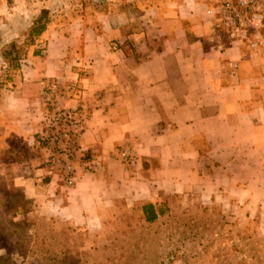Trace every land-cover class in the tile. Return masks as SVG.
I'll use <instances>...</instances> for the list:
<instances>
[{
    "label": "crops",
    "instance_id": "obj_1",
    "mask_svg": "<svg viewBox=\"0 0 264 264\" xmlns=\"http://www.w3.org/2000/svg\"><path fill=\"white\" fill-rule=\"evenodd\" d=\"M57 1L43 0L45 30L7 53L41 8L0 0V60L16 56L23 72L5 80L0 64V172L28 204L18 217L95 232L120 206L192 193L247 206L264 231V28L256 48L218 34L220 0ZM53 83L61 106L86 109L69 188L35 144Z\"/></svg>",
    "mask_w": 264,
    "mask_h": 264
},
{
    "label": "rangeland",
    "instance_id": "obj_2",
    "mask_svg": "<svg viewBox=\"0 0 264 264\" xmlns=\"http://www.w3.org/2000/svg\"><path fill=\"white\" fill-rule=\"evenodd\" d=\"M6 1L22 7L30 4L36 10L44 5L43 0ZM19 14L30 19L26 12ZM27 32L17 45L24 43ZM0 64L7 69L15 63L4 59ZM10 177L7 170L0 172V264H264V231L258 230L255 219H245L242 211L230 204L220 207L202 203L192 193L159 194L156 202L164 204L167 211L151 224L144 222L141 204L120 206L95 232L73 234L61 222L47 226L40 222L43 237L51 246L62 245L66 254L58 257L51 252L54 260L49 262L43 254L51 246L40 243L36 232L29 240L35 225L27 228L20 223L18 205L27 209L28 204L22 202L18 189L8 186ZM28 240L34 243H28L27 250L34 251L23 259L18 249Z\"/></svg>",
    "mask_w": 264,
    "mask_h": 264
},
{
    "label": "built area",
    "instance_id": "obj_3",
    "mask_svg": "<svg viewBox=\"0 0 264 264\" xmlns=\"http://www.w3.org/2000/svg\"><path fill=\"white\" fill-rule=\"evenodd\" d=\"M214 19L216 28L221 30L218 34H224L232 41L249 40V46L255 48L263 43L264 0H220L214 11ZM62 91L53 83L41 92L46 107L41 120V134L48 156L53 159L54 174H57L62 186L69 188L76 182L75 165L82 152L80 139L86 109L84 106H61L57 96ZM116 158L129 167L134 163L136 154L131 147L124 146L117 149Z\"/></svg>",
    "mask_w": 264,
    "mask_h": 264
},
{
    "label": "trees",
    "instance_id": "obj_4",
    "mask_svg": "<svg viewBox=\"0 0 264 264\" xmlns=\"http://www.w3.org/2000/svg\"><path fill=\"white\" fill-rule=\"evenodd\" d=\"M49 21H50L49 10L47 8H41L40 12L38 13V15L34 19L33 26L27 32V37H26L24 43L22 45L19 44L20 46L17 45L16 43H9V45L7 46L8 48L6 49L7 53H12L13 51L17 52L20 49L26 48V46L28 44H30L29 42L27 44L26 40L27 39H31L33 41V37L40 35L45 30L46 24ZM125 45H130V44L127 43V42H124L123 44H121V47L125 46ZM5 59H7L8 62L15 63V64H12V65H9L8 68L5 69V72H4V74H5L4 79L5 80L11 79L12 73H9V72L13 71V70H19L20 69L21 70L20 74L23 76L22 66L20 65V62H19L20 60L18 61V58L16 56L8 57V58H5ZM21 59H23V61L25 60V58H21ZM41 128H42V125L40 126L39 131L36 132L35 144L41 150L40 152H41L42 158L44 160V163L47 164L50 167V169L53 170L54 169L53 159H52V157L48 156V149L45 146L44 137L41 134ZM18 206L20 207V210L16 211V212L21 213L24 208L22 207L21 204L18 205ZM230 206L237 208V210L240 211V212L242 211V214H243L242 216L245 219H255L256 220V227L258 228V230L261 229L260 228V224H259V220L256 217H254L253 215H251L252 213H251L250 209L247 206L245 207L243 204H230ZM140 209H141V212H142V216H143L144 222L149 223V224H151L153 222H156L167 211V207L164 204L157 203L156 200L152 201V202H146L144 204H141ZM20 219H21L20 223L21 222L24 223L23 227L25 226V227L28 228V227H31L32 225H35L36 230L33 229L32 234H28L29 238H30L29 240H31V237L35 236L34 233L36 232L37 235H38V240L40 241V243H42L43 245L51 246L50 241L47 240L45 237H43V235H45V233H44V231L41 230V225H40V227L37 228V226L35 224L36 222L34 220L30 221L29 217H27V216L21 217ZM46 223L49 224L51 222L48 221ZM17 224H19V223H17V222L15 223V226H14L15 228H16ZM28 241L23 243L24 246L23 247H19V249H18V252L20 253L21 257H23V259H25L27 257L28 252H29V249L27 250V247H29L27 244L28 243H32V242L34 243V240L29 241V242ZM33 251L34 250H31V252H29V253H32ZM44 252L45 253L43 254L44 255L43 257L46 258V260H48L49 262L51 260H54V259H51V256H50L51 252H53L54 255L58 256V257L66 256V254L63 252L62 245L51 246L50 249H48V250L45 249ZM23 259H22V261H23Z\"/></svg>",
    "mask_w": 264,
    "mask_h": 264
}]
</instances>
